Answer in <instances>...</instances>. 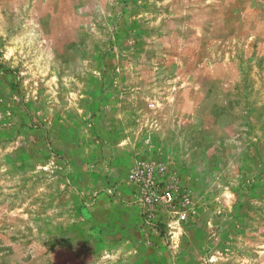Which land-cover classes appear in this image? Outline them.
Wrapping results in <instances>:
<instances>
[{
	"label": "rangeland",
	"instance_id": "374dc122",
	"mask_svg": "<svg viewBox=\"0 0 264 264\" xmlns=\"http://www.w3.org/2000/svg\"><path fill=\"white\" fill-rule=\"evenodd\" d=\"M0 264H264V0H0Z\"/></svg>",
	"mask_w": 264,
	"mask_h": 264
},
{
	"label": "built area",
	"instance_id": "2783aa9c",
	"mask_svg": "<svg viewBox=\"0 0 264 264\" xmlns=\"http://www.w3.org/2000/svg\"><path fill=\"white\" fill-rule=\"evenodd\" d=\"M141 175H143L142 180H144V187L145 193L142 196V201L147 207L155 206L159 202H164V204L168 207H172L174 205L176 200V192L173 188L167 187L165 190H163L159 195L157 194V189L151 179V175H148L147 172H141ZM140 173L135 172L131 178H140ZM145 175V178H144ZM141 179V178H140ZM139 180V179H137ZM176 218L180 222H184L187 219V214L184 211H177L175 212Z\"/></svg>",
	"mask_w": 264,
	"mask_h": 264
}]
</instances>
